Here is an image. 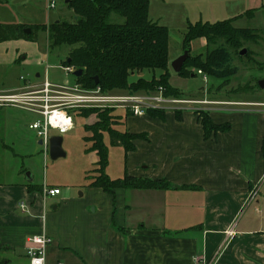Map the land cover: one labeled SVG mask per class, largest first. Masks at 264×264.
Segmentation results:
<instances>
[{
  "label": "crops",
  "instance_id": "0c3cea01",
  "mask_svg": "<svg viewBox=\"0 0 264 264\" xmlns=\"http://www.w3.org/2000/svg\"><path fill=\"white\" fill-rule=\"evenodd\" d=\"M249 102L260 104L213 107V120L228 121L231 128L208 139L193 111L181 119L174 112L164 119L118 112L120 130L145 132L147 138L136 139L135 150L126 159L123 152L121 168L109 176H121L126 165L134 176L167 178L171 189L119 188L112 195L88 185L90 165L77 184L82 197L72 183L35 181L22 168L15 179L0 180V264H29L28 238L41 233L51 238L47 264H264V102ZM83 142L94 163L96 152H87L90 143ZM105 142L109 150L121 147ZM45 184L59 193L44 196ZM23 200L27 210L19 206Z\"/></svg>",
  "mask_w": 264,
  "mask_h": 264
},
{
  "label": "trees",
  "instance_id": "16d2710c",
  "mask_svg": "<svg viewBox=\"0 0 264 264\" xmlns=\"http://www.w3.org/2000/svg\"><path fill=\"white\" fill-rule=\"evenodd\" d=\"M149 1H65L68 9L73 12V20L60 18L59 21L48 24L0 22V42L15 39L36 40L37 32L44 30L47 34L48 48L68 46L67 56L60 64L82 69L79 76L73 74V77L84 88L99 86L104 91L138 93L156 91L162 87L166 94L190 96L170 82L169 29L166 25L153 21L149 17ZM254 11L255 9H249L246 15L252 16ZM112 12L122 16L123 22L110 21ZM233 19L188 23L182 38V50L190 48V55L177 74L183 77L195 76L200 69L206 75L228 81L239 69L234 63L236 57L247 58L253 64L261 66L262 64L253 56L252 49L245 44L259 43L262 31L252 27H235L232 24ZM26 27H30L29 33L24 31ZM202 38L206 42L204 52L192 54V43ZM243 48L246 49V53L240 54ZM69 58L70 62H68ZM156 69L161 70L158 75L154 73ZM145 70L152 71L151 77L143 75ZM135 73H138L137 78L131 80L130 75ZM96 76L98 82H96ZM113 111L114 108H80L79 115L83 117H88L91 113H96L98 116L94 124H84V129L91 132L90 135L83 137L85 141L91 143L86 151H95L98 156L97 167L93 171L91 168L85 175L88 185L100 187L112 195L119 188H173L172 183L164 177L149 178L131 175L126 165L121 176H109L107 173L109 148L105 142L104 132L108 134V143L111 146L123 147L125 159L129 151L135 150L136 139L147 138L145 132L121 131L113 128L115 117L118 116L114 115ZM197 113L205 139L231 128L228 121L215 122L207 110ZM130 114L129 111L125 113V115ZM147 115L164 119L166 112L161 109H149ZM175 117L181 119L182 112L176 111ZM7 147L10 146L7 145ZM261 148L264 157V137ZM181 187L197 188L194 184H184Z\"/></svg>",
  "mask_w": 264,
  "mask_h": 264
},
{
  "label": "rangeland",
  "instance_id": "374dc122",
  "mask_svg": "<svg viewBox=\"0 0 264 264\" xmlns=\"http://www.w3.org/2000/svg\"><path fill=\"white\" fill-rule=\"evenodd\" d=\"M52 1L55 6L50 5ZM65 1L0 0V22L48 24L60 20L61 17L73 20V12L68 9ZM249 9H255L252 16L246 15V11ZM149 17L153 21L166 25L169 29L170 82L180 88L184 94L197 98L205 96V91H207L209 100L218 101L209 102L204 106L205 109L194 110L195 113L202 110L211 111L216 106L245 108L260 104L258 102L245 104V100L264 102V87L259 85V80L264 79V0H150ZM230 18H234L232 24L235 27H252L262 31L259 43L248 42L245 44L252 49L253 56L262 65L253 64L247 58L236 57L234 63L239 69L228 81L208 74L207 81H204L203 76L198 73L195 76L187 77L178 75L173 70L171 63L183 52L182 38L188 23L216 22ZM109 20L123 22L124 18L112 12ZM205 43V39L194 41L191 53L204 52ZM67 49L66 45L48 48L47 34L44 30L37 32L36 40L1 42L0 88L23 89L24 86H29L30 83L36 81L38 72H41V76L38 78V81L41 82L45 76L46 62L51 66L48 72L51 81L58 83H63L67 79L72 81L73 75L65 74L59 68L61 61L67 56ZM17 54H21L20 60L17 58ZM25 59H27V63L23 64ZM40 60L45 63L40 65ZM160 72V69H156L154 73L158 75ZM143 75L151 77L152 71L145 70ZM137 76L138 73H135L131 74L129 78L133 80ZM25 81L26 83H23ZM79 112L73 113L74 128L61 134L64 138L63 147L66 155L52 159L49 152L45 154L42 147L36 143V133L27 126L31 118H36L35 114L17 107H0V180L15 179L17 174L15 175L14 171L22 168L25 173H32L35 181L45 177L50 182L63 180L72 183L73 191L78 197H82L80 192L83 191V187L77 186L80 183L78 181L81 176L85 175L84 172L89 165V170L92 168V171L97 167V160L92 163L94 155L84 152L82 136L84 132L85 135L91 134L90 131L84 129V124H94L98 120V116L96 113H91L88 117H83L79 115ZM118 112H121V109L115 108L112 113L117 116ZM115 118L116 121L112 126L120 130L119 127L123 123H121L120 117ZM51 133L58 134V131L51 130ZM104 138L105 141H109L106 132H104ZM6 144L12 145L13 150L6 148ZM121 147H111L109 150L108 174L116 175L122 166L121 158L124 151Z\"/></svg>",
  "mask_w": 264,
  "mask_h": 264
},
{
  "label": "built area",
  "instance_id": "2783aa9c",
  "mask_svg": "<svg viewBox=\"0 0 264 264\" xmlns=\"http://www.w3.org/2000/svg\"><path fill=\"white\" fill-rule=\"evenodd\" d=\"M50 5L55 6L52 1ZM43 60L40 64H44ZM51 66L46 62L44 79L35 84L23 87V89H0V107H17L25 111L34 113L36 120L29 124L38 138L42 140L43 150L49 152L50 138L57 130L58 134H64L74 128L73 113L80 111L83 107L96 108H117L129 111L133 115H145L149 109H161L165 112L193 111L205 109L209 102L207 96L190 97L174 96L166 94L162 87L156 91H142L138 93H128L123 91H104L99 86L95 88H84L74 79L65 80L63 83L51 81L48 77V69ZM65 74H74L76 68L70 65L59 64ZM198 74L207 81V75L200 69ZM207 108V107H206ZM60 191L57 187L44 185L43 194L56 195ZM23 210H27L28 204L23 200L19 205ZM233 230H228L232 234ZM51 242V238L45 234H35L28 238L27 256L29 264L34 261L46 263V249Z\"/></svg>",
  "mask_w": 264,
  "mask_h": 264
},
{
  "label": "water",
  "instance_id": "95a60500",
  "mask_svg": "<svg viewBox=\"0 0 264 264\" xmlns=\"http://www.w3.org/2000/svg\"><path fill=\"white\" fill-rule=\"evenodd\" d=\"M69 0H66V2ZM75 18H77V16H75ZM64 18H62L61 20H63ZM59 21V20H57ZM24 31L29 33L31 31L30 27H26L24 28ZM246 53V49L243 48L240 51V54H244ZM190 55V48H187L185 50H183L182 54H180L178 57H176L172 63L171 66L173 68V70L178 73L181 68L183 67L186 59L189 57ZM68 62H70V58L68 59ZM82 73V69H76L74 71V75L79 76ZM96 82H98V78L97 76L95 77ZM259 85L260 87H264V79L259 80ZM39 143H42V140H39ZM49 155L52 159H57L59 157H64L66 155V151L63 148V136H61L60 134H54L51 136L50 138V143H49ZM26 175L31 178L30 176V172H26Z\"/></svg>",
  "mask_w": 264,
  "mask_h": 264
},
{
  "label": "clouds",
  "instance_id": "9594fccd",
  "mask_svg": "<svg viewBox=\"0 0 264 264\" xmlns=\"http://www.w3.org/2000/svg\"><path fill=\"white\" fill-rule=\"evenodd\" d=\"M33 264H43L42 260L41 261H34Z\"/></svg>",
  "mask_w": 264,
  "mask_h": 264
}]
</instances>
